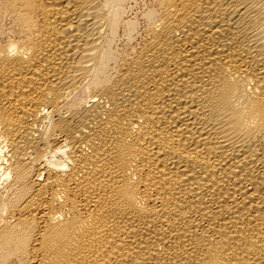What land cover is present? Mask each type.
<instances>
[{
    "label": "bare ground",
    "instance_id": "obj_1",
    "mask_svg": "<svg viewBox=\"0 0 264 264\" xmlns=\"http://www.w3.org/2000/svg\"><path fill=\"white\" fill-rule=\"evenodd\" d=\"M158 4L110 77L117 7L0 0V264H264V0Z\"/></svg>",
    "mask_w": 264,
    "mask_h": 264
},
{
    "label": "rangeland",
    "instance_id": "obj_2",
    "mask_svg": "<svg viewBox=\"0 0 264 264\" xmlns=\"http://www.w3.org/2000/svg\"><path fill=\"white\" fill-rule=\"evenodd\" d=\"M104 1L108 2L109 6L119 9L116 29L107 36L106 41V45L109 47L106 72L109 76L111 75L110 77H113L117 70V64L123 58L122 55L132 52V48L136 49L141 44L146 27L153 19L159 17L161 12L158 2L160 0H101L102 3Z\"/></svg>",
    "mask_w": 264,
    "mask_h": 264
}]
</instances>
